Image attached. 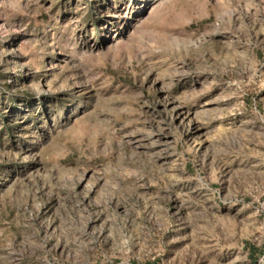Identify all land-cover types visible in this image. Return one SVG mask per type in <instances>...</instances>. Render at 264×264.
<instances>
[{
	"label": "rangeland",
	"instance_id": "rangeland-1",
	"mask_svg": "<svg viewBox=\"0 0 264 264\" xmlns=\"http://www.w3.org/2000/svg\"><path fill=\"white\" fill-rule=\"evenodd\" d=\"M0 264H264V0H0Z\"/></svg>",
	"mask_w": 264,
	"mask_h": 264
},
{
	"label": "trees",
	"instance_id": "trees-1",
	"mask_svg": "<svg viewBox=\"0 0 264 264\" xmlns=\"http://www.w3.org/2000/svg\"><path fill=\"white\" fill-rule=\"evenodd\" d=\"M257 252V251H256Z\"/></svg>",
	"mask_w": 264,
	"mask_h": 264
}]
</instances>
